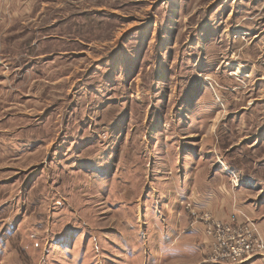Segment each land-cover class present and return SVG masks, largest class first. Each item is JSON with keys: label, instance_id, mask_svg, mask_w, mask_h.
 <instances>
[{"label": "rangeland", "instance_id": "1", "mask_svg": "<svg viewBox=\"0 0 264 264\" xmlns=\"http://www.w3.org/2000/svg\"><path fill=\"white\" fill-rule=\"evenodd\" d=\"M189 155L264 199V0H0V264H198Z\"/></svg>", "mask_w": 264, "mask_h": 264}, {"label": "crops", "instance_id": "2", "mask_svg": "<svg viewBox=\"0 0 264 264\" xmlns=\"http://www.w3.org/2000/svg\"><path fill=\"white\" fill-rule=\"evenodd\" d=\"M256 137L257 136H255L254 139H257ZM190 153L198 159L193 151ZM211 153L213 152L209 150L202 154L203 156H209ZM189 157L190 155L187 159L191 162V165L189 167L188 165H185V168H181V187L183 193L180 199L183 201L184 209H179L178 217L174 219L168 227V234L170 235L165 238L170 246L164 247L165 249L161 251L165 252L173 245H176L178 243L176 239L181 233L184 235L187 230H193L196 237L188 235L187 239L188 241L193 242L192 247L196 249L195 253L198 255L196 263L213 264L208 260L211 240L206 232V224L202 221L201 217L204 214H210L214 220L228 223L233 218L242 220L243 213L258 222L260 231L264 235V199H262L263 196H261L249 200L250 198L244 197L247 194V191L243 188V185H241L242 182H240L238 186L233 187L232 185L230 186L228 182L223 181L222 177H227L230 180L232 175L226 173L222 169V165L215 166L214 164H211L200 168L197 166L198 164H196L198 160H191ZM225 163L234 171V173L240 174L244 177L243 172L245 173V171L242 172V169L233 167L227 162ZM208 167H215V174L211 177L206 176V178H203L204 175H201V173H204V169L206 170ZM199 176H201V182H199ZM249 178L253 179V176L250 175ZM185 223L187 224V227H183V225H186ZM172 235H175V238L172 237ZM243 264L249 263L246 262Z\"/></svg>", "mask_w": 264, "mask_h": 264}, {"label": "built area", "instance_id": "3", "mask_svg": "<svg viewBox=\"0 0 264 264\" xmlns=\"http://www.w3.org/2000/svg\"><path fill=\"white\" fill-rule=\"evenodd\" d=\"M238 186L239 175L230 173ZM242 220L233 218L230 222L214 220L210 214L201 218L206 224V232L210 237L208 260L213 264H243L252 257L264 255V236L254 219L242 213ZM206 260V261H208Z\"/></svg>", "mask_w": 264, "mask_h": 264}, {"label": "bare ground", "instance_id": "4", "mask_svg": "<svg viewBox=\"0 0 264 264\" xmlns=\"http://www.w3.org/2000/svg\"><path fill=\"white\" fill-rule=\"evenodd\" d=\"M224 164V163H223ZM224 168H226V170H230L229 169V166L228 165H226V164H224ZM232 172V171H231Z\"/></svg>", "mask_w": 264, "mask_h": 264}]
</instances>
